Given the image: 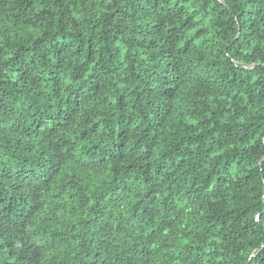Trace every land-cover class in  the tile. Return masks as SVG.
<instances>
[{"label": "trees", "instance_id": "16d2710c", "mask_svg": "<svg viewBox=\"0 0 264 264\" xmlns=\"http://www.w3.org/2000/svg\"><path fill=\"white\" fill-rule=\"evenodd\" d=\"M0 264H264V0H0Z\"/></svg>", "mask_w": 264, "mask_h": 264}, {"label": "water", "instance_id": "95a60500", "mask_svg": "<svg viewBox=\"0 0 264 264\" xmlns=\"http://www.w3.org/2000/svg\"><path fill=\"white\" fill-rule=\"evenodd\" d=\"M261 166H262V164H261Z\"/></svg>", "mask_w": 264, "mask_h": 264}, {"label": "bare ground", "instance_id": "6f19581e", "mask_svg": "<svg viewBox=\"0 0 264 264\" xmlns=\"http://www.w3.org/2000/svg\"><path fill=\"white\" fill-rule=\"evenodd\" d=\"M153 257V256H152Z\"/></svg>", "mask_w": 264, "mask_h": 264}]
</instances>
